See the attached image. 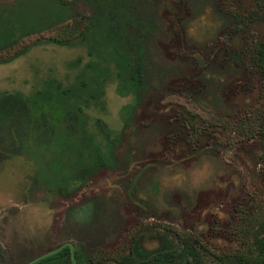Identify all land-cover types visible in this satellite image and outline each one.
<instances>
[{
	"label": "rangeland",
	"instance_id": "rangeland-1",
	"mask_svg": "<svg viewBox=\"0 0 264 264\" xmlns=\"http://www.w3.org/2000/svg\"><path fill=\"white\" fill-rule=\"evenodd\" d=\"M62 1L61 21L25 33L51 0H0V264L68 242L86 264L184 242L197 264H249L264 240V0ZM95 38L121 70L89 54Z\"/></svg>",
	"mask_w": 264,
	"mask_h": 264
},
{
	"label": "trees",
	"instance_id": "trees-1",
	"mask_svg": "<svg viewBox=\"0 0 264 264\" xmlns=\"http://www.w3.org/2000/svg\"><path fill=\"white\" fill-rule=\"evenodd\" d=\"M50 5V11L48 12L46 18L43 19H37L33 23H20V27L22 30L25 31V33H30L32 31H35L38 25H42L43 23H46V21H51V23H57L58 21H61V15L65 13L66 5L62 0H51ZM60 12V13H59ZM104 39L101 38V41L93 39V42L90 45L91 49L89 51V54L92 56H95L94 48L97 51L96 55L97 59L102 57L103 52L108 50V55L111 56L112 63L117 65L118 67L121 65V59L118 58L117 52L115 49L112 48H104L103 47ZM8 43H0V49H6L8 48ZM101 50V52H100ZM142 64L139 62L137 63L136 71L132 78L127 79V84L132 86V88H136L138 86H141L143 84V72H142ZM119 70L120 67H119ZM118 75L120 76V73L118 72ZM74 256L76 259L77 264H86L83 261V257L77 251V249H74ZM1 258V257H0ZM35 264H74L72 258H71V251L68 246L61 249L59 252H57L54 255L48 256ZM92 264H103L102 262L98 263H92ZM120 264H197V254L195 249L191 247L187 242L183 243L182 249H172V250H159L157 252H154L149 257H144L143 261H140L136 259L134 255H130L126 257ZM249 264H264V240L260 241L257 244L256 248V256L255 258L249 262Z\"/></svg>",
	"mask_w": 264,
	"mask_h": 264
},
{
	"label": "water",
	"instance_id": "water-1",
	"mask_svg": "<svg viewBox=\"0 0 264 264\" xmlns=\"http://www.w3.org/2000/svg\"><path fill=\"white\" fill-rule=\"evenodd\" d=\"M66 246H68V247L70 248V251H71V258H72L74 264H77V263H76L75 256H74V245H73L72 243H70V242H68V243H64V244H62L61 246H59V247H57V248H55V249H53V250H51V251H48V252H46V253H44V254H42V255L36 257V258H34V259H32V260H30V261L24 263V264H35L36 262H38V261H40V260H42V259H44V258H46V257H48V256H51V255L56 254L57 252H59L61 249H63V248L66 247Z\"/></svg>",
	"mask_w": 264,
	"mask_h": 264
}]
</instances>
